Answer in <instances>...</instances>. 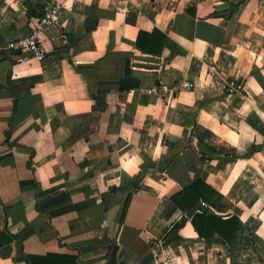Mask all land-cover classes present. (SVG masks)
Returning <instances> with one entry per match:
<instances>
[{"label":"crops","instance_id":"crops-1","mask_svg":"<svg viewBox=\"0 0 264 264\" xmlns=\"http://www.w3.org/2000/svg\"><path fill=\"white\" fill-rule=\"evenodd\" d=\"M47 1L0 0V264H112L115 247L114 264H264V0H55L45 59L13 52ZM155 28L161 60L137 66ZM196 178L240 216L230 243L187 216L164 240Z\"/></svg>","mask_w":264,"mask_h":264},{"label":"trees","instance_id":"trees-1","mask_svg":"<svg viewBox=\"0 0 264 264\" xmlns=\"http://www.w3.org/2000/svg\"><path fill=\"white\" fill-rule=\"evenodd\" d=\"M232 5L233 8L238 6L235 3ZM166 40L167 34L158 28H155L153 31L140 30L136 38V47L143 53L160 56L163 53ZM128 72H130V60L127 61ZM259 147L253 144L251 152ZM178 154L172 156L171 163L176 161ZM223 198V194L207 181L202 178H196L172 194L169 197V201L174 211H176V221H178L179 226L186 220L187 210L197 201H203L208 207L222 211L225 208L222 202ZM190 220L201 238L207 241L219 239L223 244H228L232 241L242 222L240 216L236 213L225 216L223 214H212L199 210L192 215Z\"/></svg>","mask_w":264,"mask_h":264},{"label":"built area","instance_id":"built-area-1","mask_svg":"<svg viewBox=\"0 0 264 264\" xmlns=\"http://www.w3.org/2000/svg\"><path fill=\"white\" fill-rule=\"evenodd\" d=\"M60 8V2L55 0H49L43 4L42 13L37 17L29 34L12 40L9 43V48L18 54L30 55L42 61L46 57V49L41 38L42 32L48 25H52L55 22L56 13ZM211 75L216 74L215 67L211 66L209 69ZM214 83L222 85L228 91H234L236 89L243 88V82L241 80H227L223 82L221 79H215ZM194 87L192 80H182L179 84V89H190ZM161 89L164 92H168L171 88L167 84H162ZM176 90V89H175ZM206 204V203H205ZM156 247L161 246L162 241L160 239L154 240Z\"/></svg>","mask_w":264,"mask_h":264},{"label":"water","instance_id":"water-1","mask_svg":"<svg viewBox=\"0 0 264 264\" xmlns=\"http://www.w3.org/2000/svg\"><path fill=\"white\" fill-rule=\"evenodd\" d=\"M231 7V1H225V2H220L215 5V8L219 12H223L226 9H229ZM97 25V19L96 18H90L88 22L89 27H95ZM136 58V65L137 66H142V67H147L150 65H155L156 62H160V58L157 56L153 55H146V54H137L135 56ZM81 66H89L92 65V63H79ZM203 211V212H209L212 214H218L213 208H210L205 204L203 201H197L193 206H191L190 209L187 210L186 216L187 217H192V215L197 211ZM178 225V221L173 224V226L169 229V231L165 234L164 240L169 236L171 231ZM115 250L116 247L113 250L112 253V264L115 262Z\"/></svg>","mask_w":264,"mask_h":264}]
</instances>
